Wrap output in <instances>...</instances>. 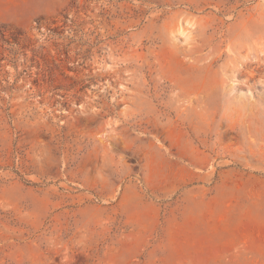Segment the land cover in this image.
<instances>
[{
  "label": "rangeland",
  "instance_id": "obj_1",
  "mask_svg": "<svg viewBox=\"0 0 264 264\" xmlns=\"http://www.w3.org/2000/svg\"><path fill=\"white\" fill-rule=\"evenodd\" d=\"M0 264H264V0H0Z\"/></svg>",
  "mask_w": 264,
  "mask_h": 264
}]
</instances>
